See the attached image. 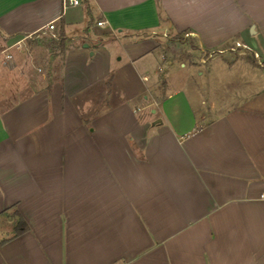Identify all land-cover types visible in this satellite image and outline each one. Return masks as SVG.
<instances>
[{
    "label": "crops",
    "instance_id": "obj_1",
    "mask_svg": "<svg viewBox=\"0 0 264 264\" xmlns=\"http://www.w3.org/2000/svg\"><path fill=\"white\" fill-rule=\"evenodd\" d=\"M1 42L0 264H264V95L221 93L264 0H0Z\"/></svg>",
    "mask_w": 264,
    "mask_h": 264
},
{
    "label": "rangeland",
    "instance_id": "obj_2",
    "mask_svg": "<svg viewBox=\"0 0 264 264\" xmlns=\"http://www.w3.org/2000/svg\"><path fill=\"white\" fill-rule=\"evenodd\" d=\"M46 38V37H45ZM38 37H33V40H30L28 45H27V50L30 51H35V52H39L35 59V62L37 64H39L42 69H44L43 73H45L47 75V72L49 70V66L51 67L54 63H56L58 66L60 65L61 62V58H56L58 55V52H60V56L62 55L61 51L59 50H53L49 47H47L46 45L42 44L41 42H45V39H42L40 41V46H38L36 44V41L34 40H38ZM47 40H49V38H46ZM190 45V44H189ZM2 47V42L0 43V49ZM178 50H180V45L175 46ZM189 47V46H188ZM231 53L228 54H224L225 56H228ZM30 55V54H27ZM39 55L40 58H39ZM55 57V58H54ZM221 57L224 56H217L215 59L216 61L214 62L215 64H221ZM227 58V57H226ZM233 59H246V60H252L253 58L250 57L247 54H240V52L238 53H234L232 56ZM56 59V60H55ZM214 60V59H213ZM261 61V60H260ZM262 63H264L263 61H261ZM47 71V72H46ZM226 76H228V74H225ZM224 74H220L219 77H216V81H221L222 77L223 80H226ZM229 78H232L233 82L235 85H232L231 88L229 89H224L221 91L223 99H239L246 95L245 97H250V95H252L251 97H261L262 95H264V69H260V70H251L249 68L248 65L244 64V63H239L237 68L235 69L234 72L231 73V75H229ZM221 82H225V81H221ZM225 85V84H224ZM228 92V95H225L224 97V93Z\"/></svg>",
    "mask_w": 264,
    "mask_h": 264
},
{
    "label": "built area",
    "instance_id": "obj_3",
    "mask_svg": "<svg viewBox=\"0 0 264 264\" xmlns=\"http://www.w3.org/2000/svg\"><path fill=\"white\" fill-rule=\"evenodd\" d=\"M63 8L67 9L70 7H78L81 5L82 0H62ZM99 25H103V23H99ZM48 29L50 31H53L55 29V24L51 23L48 25ZM194 33H187L184 35L185 38L193 37ZM164 37H168L167 34H164ZM53 38H56L55 35H53ZM240 51L251 53L257 60H260V56L257 52H255L250 46H247L245 44H242L241 42H236L233 46L226 48V49H217V50H204L201 54L200 62L203 64H206L207 62L215 59L217 56H221L227 53H238ZM8 58L11 59L12 56L8 55ZM260 64H262L259 61ZM261 199L264 200V193L261 195Z\"/></svg>",
    "mask_w": 264,
    "mask_h": 264
},
{
    "label": "trees",
    "instance_id": "obj_4",
    "mask_svg": "<svg viewBox=\"0 0 264 264\" xmlns=\"http://www.w3.org/2000/svg\"><path fill=\"white\" fill-rule=\"evenodd\" d=\"M67 40L63 37L62 34L58 36L56 39H49L44 42V45L47 47L53 49V50H60L61 53H63L65 50H67Z\"/></svg>",
    "mask_w": 264,
    "mask_h": 264
},
{
    "label": "water",
    "instance_id": "obj_5",
    "mask_svg": "<svg viewBox=\"0 0 264 264\" xmlns=\"http://www.w3.org/2000/svg\"><path fill=\"white\" fill-rule=\"evenodd\" d=\"M254 31V30H253Z\"/></svg>",
    "mask_w": 264,
    "mask_h": 264
}]
</instances>
